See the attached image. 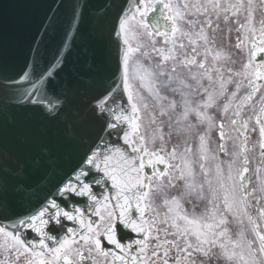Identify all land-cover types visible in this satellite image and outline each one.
Returning a JSON list of instances; mask_svg holds the SVG:
<instances>
[{"label": "flooded vegetation", "instance_id": "flooded-vegetation-1", "mask_svg": "<svg viewBox=\"0 0 264 264\" xmlns=\"http://www.w3.org/2000/svg\"><path fill=\"white\" fill-rule=\"evenodd\" d=\"M141 1L122 27L129 97L162 128L166 168L148 177L139 261L264 264V0ZM157 3L158 33L145 21ZM115 221L105 201L51 257L0 228V264H115L95 245Z\"/></svg>", "mask_w": 264, "mask_h": 264}, {"label": "water", "instance_id": "water-1", "mask_svg": "<svg viewBox=\"0 0 264 264\" xmlns=\"http://www.w3.org/2000/svg\"><path fill=\"white\" fill-rule=\"evenodd\" d=\"M137 5L0 0V225L33 249L79 232L107 191L118 222L104 240L117 262L132 258L120 239L143 235L141 156L123 141L135 120L120 32Z\"/></svg>", "mask_w": 264, "mask_h": 264}, {"label": "rangeland", "instance_id": "rangeland-1", "mask_svg": "<svg viewBox=\"0 0 264 264\" xmlns=\"http://www.w3.org/2000/svg\"><path fill=\"white\" fill-rule=\"evenodd\" d=\"M128 78H129V90L131 91V77L130 73H128ZM140 113V123H139V129L138 133L143 137L144 144L148 149V152H163V143H162V128L161 127H154L148 129V124L146 122L147 120V112H139ZM136 134H133L130 136V139L132 138L136 142Z\"/></svg>", "mask_w": 264, "mask_h": 264}]
</instances>
